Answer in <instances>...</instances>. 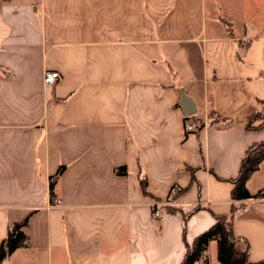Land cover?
Here are the masks:
<instances>
[{"label": "crops", "instance_id": "0c3cea01", "mask_svg": "<svg viewBox=\"0 0 264 264\" xmlns=\"http://www.w3.org/2000/svg\"><path fill=\"white\" fill-rule=\"evenodd\" d=\"M261 111L264 0H0V244L28 218L0 264H182L233 206L264 260V191L232 196ZM247 188L264 190V160Z\"/></svg>", "mask_w": 264, "mask_h": 264}, {"label": "trees", "instance_id": "16d2710c", "mask_svg": "<svg viewBox=\"0 0 264 264\" xmlns=\"http://www.w3.org/2000/svg\"><path fill=\"white\" fill-rule=\"evenodd\" d=\"M263 112L253 113L249 118L252 123L255 117L264 119ZM193 116V115H192ZM188 117V115H187ZM249 123V128L252 125ZM204 126V123L200 129ZM264 126V121L258 127ZM198 129L197 131H199ZM264 160V142L258 143L247 151L246 157L242 161L240 173L237 178L233 179L235 187L232 191V196L235 200H243L248 198H259L261 192L252 194L247 188V181L251 175L257 171L261 162ZM64 167L59 169L58 174L62 173ZM119 174H126V167L118 168ZM141 184L145 194L147 191V178L142 177ZM54 184L51 185V192H53ZM183 190H178L177 193H171L169 201L177 199ZM158 201V200H157ZM168 202V201H167ZM166 203V202H165ZM165 209L167 212L179 211L177 207L166 203ZM232 216L227 214H215L216 222L205 232L196 237L193 244L187 242V252L182 264H194L197 260L204 256L205 251L211 240H217L218 243V259L222 264H264V260L258 262H251L249 260V244L242 238L235 235L233 218L236 212V207L232 208ZM191 214V213H190ZM186 215V219L190 215ZM28 223V218L22 222L15 223L11 226L9 234L5 240L0 244V261L7 255L11 254L14 250L21 246L28 244V237L22 228ZM244 245V246H243ZM205 264H208V259H205Z\"/></svg>", "mask_w": 264, "mask_h": 264}, {"label": "built area", "instance_id": "2783aa9c", "mask_svg": "<svg viewBox=\"0 0 264 264\" xmlns=\"http://www.w3.org/2000/svg\"><path fill=\"white\" fill-rule=\"evenodd\" d=\"M44 82L47 85H52L55 84L59 79H60V73L58 71H54V70H45L44 72ZM203 122L200 121L198 118H195L192 115H188V117L186 118L185 121V128L186 131L191 133L194 131H197L198 129H200V127L202 126ZM179 190L178 186H173L171 189V193H177V191ZM59 204V200L56 201V203L54 205H58ZM165 203H159V202H155L154 204V216L157 218H160L164 215V213L161 210V207L164 205Z\"/></svg>", "mask_w": 264, "mask_h": 264}, {"label": "water", "instance_id": "95a60500", "mask_svg": "<svg viewBox=\"0 0 264 264\" xmlns=\"http://www.w3.org/2000/svg\"><path fill=\"white\" fill-rule=\"evenodd\" d=\"M182 95V103L185 107V113L188 115L194 114L196 112V108L194 106V102L189 95L185 91H181Z\"/></svg>", "mask_w": 264, "mask_h": 264}, {"label": "rangeland", "instance_id": "374dc122", "mask_svg": "<svg viewBox=\"0 0 264 264\" xmlns=\"http://www.w3.org/2000/svg\"><path fill=\"white\" fill-rule=\"evenodd\" d=\"M261 112H263L262 114H264V111H261ZM264 190H261L260 192L262 193ZM263 194V193H262ZM261 194V197L263 196ZM217 253V251L215 250V247L213 248H210V251H209V254L208 255H206V258L208 259V264L210 263V262H212V264H215V263H221L220 261H219V259H218V254H216ZM217 255V256H216ZM205 258V259H206ZM219 261V262H218Z\"/></svg>", "mask_w": 264, "mask_h": 264}]
</instances>
